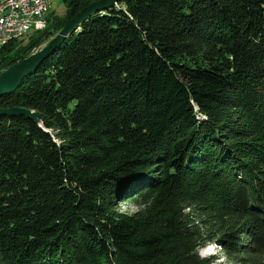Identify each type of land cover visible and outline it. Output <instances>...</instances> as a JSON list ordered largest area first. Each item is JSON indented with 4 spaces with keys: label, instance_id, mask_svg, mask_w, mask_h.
<instances>
[{
    "label": "trees",
    "instance_id": "1",
    "mask_svg": "<svg viewBox=\"0 0 264 264\" xmlns=\"http://www.w3.org/2000/svg\"><path fill=\"white\" fill-rule=\"evenodd\" d=\"M91 1L4 44L0 69ZM13 105L40 123L0 114V264H225L198 253L211 240L264 264V0H117Z\"/></svg>",
    "mask_w": 264,
    "mask_h": 264
},
{
    "label": "water",
    "instance_id": "2",
    "mask_svg": "<svg viewBox=\"0 0 264 264\" xmlns=\"http://www.w3.org/2000/svg\"><path fill=\"white\" fill-rule=\"evenodd\" d=\"M117 0H93L76 10L68 17L62 26L32 54L26 58L11 63L8 67L0 71V94L12 90L22 76L32 72L36 65L55 47L62 39L71 33L78 24L93 12L101 11L106 7L115 4ZM0 114L13 115L24 114L36 122L40 121L32 114L31 110L21 106L0 107Z\"/></svg>",
    "mask_w": 264,
    "mask_h": 264
},
{
    "label": "rangeland",
    "instance_id": "3",
    "mask_svg": "<svg viewBox=\"0 0 264 264\" xmlns=\"http://www.w3.org/2000/svg\"><path fill=\"white\" fill-rule=\"evenodd\" d=\"M63 8H64L63 0H50V6L45 13V14H47V18H46V23L44 25V28L42 27V29H43V30H41L42 32L45 31L47 28L52 27L56 23V20L58 19V17L56 15L63 13L62 12ZM64 21H63V23H64ZM62 24L60 25V27L62 26ZM60 27H58L57 29H54L48 36L43 37L37 45L33 46L28 51H26L25 55H23L19 60L15 61V62H18V61L26 58L28 55L32 54L40 45H42L48 38H50ZM30 31H28L26 34H24L22 36L23 37L22 40H19L18 42H14V44L12 46L14 48H20L21 45L26 43V40H30L31 38H33L36 35H38L39 33H41V31H38L36 33L28 34ZM30 35H32L31 38H29ZM9 65L1 68L0 71L5 69ZM31 112H32V110H31ZM54 139L57 141L59 140V138H57V137L56 138L54 137ZM144 206L145 205L141 200H138L136 202H132L129 200H125V201L121 200V201H118L115 203L113 209L118 211V212L121 211L124 213H132L136 210L141 211L144 208ZM208 249H212V251H208ZM198 253L200 255L213 254L217 258L216 261H219L220 263L226 262L225 264H236V263L230 262V259H228L226 257V255L223 251V247H222L221 243H219L216 240L207 241L203 245L198 247Z\"/></svg>",
    "mask_w": 264,
    "mask_h": 264
},
{
    "label": "built area",
    "instance_id": "4",
    "mask_svg": "<svg viewBox=\"0 0 264 264\" xmlns=\"http://www.w3.org/2000/svg\"><path fill=\"white\" fill-rule=\"evenodd\" d=\"M49 6L50 0H0V48L5 34H13L14 39L43 27L44 23L33 22V13Z\"/></svg>",
    "mask_w": 264,
    "mask_h": 264
},
{
    "label": "bare ground",
    "instance_id": "5",
    "mask_svg": "<svg viewBox=\"0 0 264 264\" xmlns=\"http://www.w3.org/2000/svg\"><path fill=\"white\" fill-rule=\"evenodd\" d=\"M46 11H47V8H40V11H38L37 13H33V22L34 23H45L44 16H45ZM11 40H13V34H5L1 38V47Z\"/></svg>",
    "mask_w": 264,
    "mask_h": 264
},
{
    "label": "snow or ice",
    "instance_id": "6",
    "mask_svg": "<svg viewBox=\"0 0 264 264\" xmlns=\"http://www.w3.org/2000/svg\"><path fill=\"white\" fill-rule=\"evenodd\" d=\"M208 251H212V249H208Z\"/></svg>",
    "mask_w": 264,
    "mask_h": 264
}]
</instances>
